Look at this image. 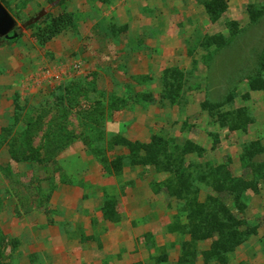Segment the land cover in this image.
<instances>
[{
  "label": "rangeland",
  "instance_id": "rangeland-1",
  "mask_svg": "<svg viewBox=\"0 0 264 264\" xmlns=\"http://www.w3.org/2000/svg\"><path fill=\"white\" fill-rule=\"evenodd\" d=\"M0 1L21 32L0 38L6 262L223 264L189 230L211 196L251 228L224 264H264V0Z\"/></svg>",
  "mask_w": 264,
  "mask_h": 264
},
{
  "label": "trees",
  "instance_id": "trees-1",
  "mask_svg": "<svg viewBox=\"0 0 264 264\" xmlns=\"http://www.w3.org/2000/svg\"><path fill=\"white\" fill-rule=\"evenodd\" d=\"M61 31V26L60 28L57 27V29L52 27L47 31L44 38L40 37L42 44H45ZM17 34L19 37L21 36V32L17 31ZM4 39L8 42H13L15 37ZM159 141H156L155 145L151 147L150 155L159 161L161 160L160 166L158 167L160 170H169L168 168L172 169V166H176L178 163L179 158L170 151L165 141ZM245 185L246 183H241L238 182V180L232 179L230 182L225 184L226 189L237 194H240L243 190L248 188V186ZM197 200L198 199L195 197L190 199V203L193 206L190 214V221L193 225L189 228V230H191V236L196 240H206L212 238V247L206 254L209 255L213 261L219 263L223 262L224 264L227 261V255L230 252L235 251L236 248L247 239L251 232V228L246 226L242 229L243 223H241L234 216L231 209L226 206L222 207V205H220L217 200L212 199L211 196H209L205 201ZM104 215L107 219L112 221H118L120 218L117 211L114 210L113 203L110 198L106 200ZM4 243L5 236L0 229V264H11V262H6L5 260Z\"/></svg>",
  "mask_w": 264,
  "mask_h": 264
},
{
  "label": "water",
  "instance_id": "water-1",
  "mask_svg": "<svg viewBox=\"0 0 264 264\" xmlns=\"http://www.w3.org/2000/svg\"><path fill=\"white\" fill-rule=\"evenodd\" d=\"M17 21L0 1V38L18 37Z\"/></svg>",
  "mask_w": 264,
  "mask_h": 264
},
{
  "label": "crops",
  "instance_id": "crops-1",
  "mask_svg": "<svg viewBox=\"0 0 264 264\" xmlns=\"http://www.w3.org/2000/svg\"><path fill=\"white\" fill-rule=\"evenodd\" d=\"M147 19H149V18L147 17ZM147 24H146V26H147ZM156 26H159V25L157 24ZM2 81H5V80L3 79V77L0 76V82H2ZM87 254H88V251L86 249L83 250V248L81 246L78 247L77 249H74V251L68 250V258H70V261H68V263H71V264H86L87 258H88ZM100 264H102V263H100Z\"/></svg>",
  "mask_w": 264,
  "mask_h": 264
}]
</instances>
